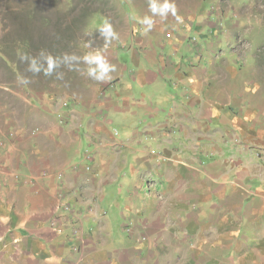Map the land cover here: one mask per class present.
Listing matches in <instances>:
<instances>
[{"label": "rangeland", "instance_id": "1", "mask_svg": "<svg viewBox=\"0 0 264 264\" xmlns=\"http://www.w3.org/2000/svg\"><path fill=\"white\" fill-rule=\"evenodd\" d=\"M149 40L200 68L202 102H264V0H0V264H228L208 249L222 223L195 201L207 187L189 200L224 152L150 138L166 102L162 114L114 113L115 63L134 69L126 52Z\"/></svg>", "mask_w": 264, "mask_h": 264}, {"label": "crops", "instance_id": "2", "mask_svg": "<svg viewBox=\"0 0 264 264\" xmlns=\"http://www.w3.org/2000/svg\"><path fill=\"white\" fill-rule=\"evenodd\" d=\"M173 44H170L172 48L175 47ZM157 45L160 46L158 42ZM143 53L134 48L126 52L125 58L134 69L128 70L127 66L118 61L115 63L118 89L113 93L114 99L112 97L116 102L114 113H123L126 107L135 106L136 114H145L147 110L148 115L162 114L164 110H159L158 107L166 102L170 110L168 116H165L162 124L150 127V138L157 137L156 131L162 136H171L169 132L177 135V144L172 146L176 149L173 151L172 147L168 148L169 152H189L188 146L200 149L202 145H207L217 154L219 151L224 152L223 156H227V159L223 164L218 160L209 162L210 166L207 164L212 172L208 179H201L203 182L207 181L205 185L194 180L191 186L194 193L189 200L196 196V187L199 191L202 186L207 187L209 197L198 195L195 201L207 205L208 214L212 213L216 219L221 220L222 230L218 231L220 238L212 243L208 242L209 250L224 248L228 264H264V120L256 122V116L261 115L262 108L260 113L254 111L255 106L260 108L264 102L257 99L255 105L246 103L244 107L238 103L236 109L232 102L228 103L224 98L212 97L216 101L208 100L204 103L200 98L203 91L199 85L203 81L205 89L208 83L206 78L201 79L203 75L198 72L200 68L192 69L175 57L172 62L163 55L158 57V51L151 41L148 51ZM155 65L162 69V74L152 73L150 68ZM127 73H130V82L123 78ZM178 87L182 90L180 96L187 100L177 101L180 98L174 97L175 90L171 88ZM135 91H140L142 98ZM136 100L134 105L132 102ZM145 101L148 102V107ZM194 109L200 112L203 110L204 113L201 116L199 114L200 118L197 120L194 117L189 123L186 118L192 117ZM205 128L208 129V135L203 134ZM189 138L191 140H187ZM177 147H181V150ZM220 170L223 172H219ZM219 202L222 203L220 208L216 205ZM193 234H196L195 228ZM203 240L205 241L201 235L198 244ZM95 264L120 263L115 259H97Z\"/></svg>", "mask_w": 264, "mask_h": 264}, {"label": "clouds", "instance_id": "3", "mask_svg": "<svg viewBox=\"0 0 264 264\" xmlns=\"http://www.w3.org/2000/svg\"><path fill=\"white\" fill-rule=\"evenodd\" d=\"M166 8H170L171 9V12H172V15L175 16L177 18V20H180L181 18L179 16H177V13H176V7H175V4H166L165 5ZM103 31L106 32V33H111V29H112V26L110 23H108L107 21L104 23L103 27H102Z\"/></svg>", "mask_w": 264, "mask_h": 264}]
</instances>
